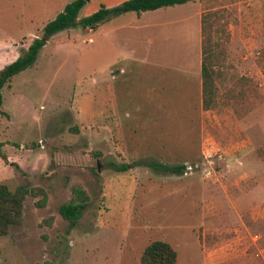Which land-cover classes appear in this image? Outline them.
<instances>
[{"label":"rangeland","instance_id":"obj_1","mask_svg":"<svg viewBox=\"0 0 264 264\" xmlns=\"http://www.w3.org/2000/svg\"><path fill=\"white\" fill-rule=\"evenodd\" d=\"M194 1L208 10L227 8L231 16L219 68L218 104L214 118L212 113L207 117L200 155L194 160L183 159L188 156L186 148L175 153L184 161L176 164H190L191 170L165 172L144 162L111 165L109 148L102 149L105 156L98 160L90 146L94 141L92 118L81 120L77 115L75 98L92 96V80L98 74L95 48L103 44L110 51L113 25V20L98 24L91 32L80 19L101 4L111 8L122 0L86 1L75 25L49 37L35 63L2 89L0 141L5 142L6 160L0 157V182L12 189L25 185L36 194L24 201L22 227H13L0 237V264H118L121 249L133 240L137 247L125 255L137 264L139 249L157 239L169 242L179 253L189 251L185 263L198 264L191 225L209 219L203 183L210 194L222 198L225 150L242 136L252 135L255 147L251 155L264 159V14L258 7L246 9L245 19L239 16L238 7L249 0ZM64 4L61 0H0V70L22 55L35 37L42 36V26L62 11ZM176 6L145 11L144 15L167 12L169 16L161 21H172L178 18ZM157 22L145 27V21L140 20L143 28L129 32L135 51L148 50L141 58L154 61L163 51L173 59L184 48L190 50L179 24ZM88 37H92L91 43L82 42ZM89 101L92 103V98ZM236 118L249 133L237 130ZM194 139L191 147H196ZM73 187L83 188L89 200L78 224L66 232L67 222L58 207L72 198ZM43 198V206H37ZM214 227H196L194 232L203 242L207 236L208 245L218 248L227 232L220 224ZM248 251L253 254L254 248Z\"/></svg>","mask_w":264,"mask_h":264},{"label":"crops","instance_id":"obj_2","mask_svg":"<svg viewBox=\"0 0 264 264\" xmlns=\"http://www.w3.org/2000/svg\"><path fill=\"white\" fill-rule=\"evenodd\" d=\"M61 1L66 5L72 0ZM258 7L264 14V0H249L243 7H238L239 16L244 15L245 19L246 9L257 10ZM175 8L174 15L177 14L178 18L172 21H161L165 15L169 16L167 12L145 17V11L135 12V15H131L133 11H128L99 23L103 26L113 20L110 51L107 50L108 45L103 48L101 44L95 48L94 61L98 74L92 80V96L79 95L75 98L78 117L81 120L87 116L92 118L94 141L90 146L96 150L98 160L105 156L103 148H109L111 165L156 160L176 164L189 157L194 160L200 155L204 133L207 132V117L211 113L213 118L215 115L213 109L205 110L202 105L201 17L208 9L203 8L200 1H189ZM159 9L155 11L159 12ZM140 20L145 21V27H150V22L157 20L158 25L179 24L190 50L184 48L179 51L175 56L177 59H171L163 51H159L158 59L154 61L141 58L147 55L148 50L135 51L129 34L131 29L143 28ZM91 98L92 103L89 101ZM253 98H256L255 94ZM226 109L227 114H231L232 110ZM235 121L239 132L249 133L250 129L242 120L236 118ZM248 135L225 150L222 198L210 194L204 183L201 188L208 196L206 209L209 212L206 217L209 219L191 225L195 235L193 253L199 251L198 264H264V159L251 155L255 141L252 135ZM192 137H196V147H191ZM181 148H186L188 154L183 159L175 154ZM217 224L227 232L222 246L218 248L208 245L207 236H203V242L199 233L194 232L196 227L209 230L214 226L216 228ZM135 247L137 242L133 240L129 246L122 248L118 264H136L125 255L126 252L132 254ZM144 248L137 252V264H140ZM249 248H254L253 254L248 251ZM175 249V264H186L189 251L179 253L178 248Z\"/></svg>","mask_w":264,"mask_h":264},{"label":"trees","instance_id":"obj_3","mask_svg":"<svg viewBox=\"0 0 264 264\" xmlns=\"http://www.w3.org/2000/svg\"><path fill=\"white\" fill-rule=\"evenodd\" d=\"M86 1L72 0L67 3L62 11L44 24L41 30L42 36L35 37L22 55L0 70V113L2 112L3 100L2 89L11 81L13 76L35 63L40 48L49 37L75 25L78 13ZM189 1L194 0H125L111 8L101 4L97 11L80 19V24L87 27L88 25L99 24L110 16L124 12L140 13L184 4ZM230 16L231 11L229 9L218 8L204 12L201 17L202 105L205 110L214 109L218 104L219 68L222 67L223 46L228 40L227 25ZM4 144L5 142L0 141V157L6 160V155L2 150ZM154 162L156 161H149L144 164L154 170L177 174L183 173L186 169L184 163L170 166L159 161ZM37 192L43 193L42 189H38ZM34 194L36 192L25 185H18L12 189L5 182H0V237L8 235L13 227H22L24 201L28 195L34 196ZM88 200L89 196L83 188L73 187L72 198L59 205L58 213L67 222L66 232H70L78 224ZM43 204L44 198L36 202L37 206H43ZM176 259V249L169 242L157 239L150 241L145 246L140 256V264H175Z\"/></svg>","mask_w":264,"mask_h":264},{"label":"built area","instance_id":"obj_4","mask_svg":"<svg viewBox=\"0 0 264 264\" xmlns=\"http://www.w3.org/2000/svg\"><path fill=\"white\" fill-rule=\"evenodd\" d=\"M94 27H95V25H88L86 28L89 30V31H93L94 30ZM93 41V39H92V37H88V38H83L82 39V42H86V43H91ZM192 168H191V166H190V164H186V170H191ZM210 172H211V170H209V171H207V175H209L210 174Z\"/></svg>","mask_w":264,"mask_h":264}]
</instances>
